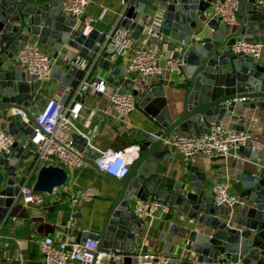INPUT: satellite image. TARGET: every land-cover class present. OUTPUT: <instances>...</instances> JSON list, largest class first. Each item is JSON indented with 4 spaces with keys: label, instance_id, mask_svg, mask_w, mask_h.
Wrapping results in <instances>:
<instances>
[{
    "label": "water",
    "instance_id": "95a60500",
    "mask_svg": "<svg viewBox=\"0 0 264 264\" xmlns=\"http://www.w3.org/2000/svg\"><path fill=\"white\" fill-rule=\"evenodd\" d=\"M212 1L125 0L127 10L119 26L126 31L133 30L135 40L144 38L148 28L144 23H137V18L143 16L145 22L150 17L146 13L148 9L156 4L164 6L158 33L152 38L158 45L168 47L174 58L185 59L186 83L181 87L182 98L170 105L164 86L165 81L170 80L166 75L139 78L137 82L120 81L118 92L126 93L130 89L140 98L136 109L144 114L148 124L146 128H139L134 136L132 146L139 148V158L130 173L123 179L113 177L117 196L112 199L102 229L79 235L78 242L95 240L98 243L92 264H136V240L146 226L134 212L135 199L160 200L214 231L199 233L190 228L188 243L182 247L186 251L182 264H219L223 260L228 264H264V148L255 151L250 145L238 150L241 157L257 166L238 177L235 191L247 203L236 210L234 218L226 207L215 206L201 182L196 183L193 176L189 181L176 182L171 190L163 185L167 174L163 162L172 159L171 148L165 142L171 135L207 134L213 123L222 124L225 118L235 117L237 109H258L260 118L264 113V60L231 51L237 40L264 45V7H258L257 0H239L237 25L228 26L206 16ZM201 23L210 31L201 27ZM95 26L96 23H91L86 28L68 18L59 0H50L40 7L27 4L25 0H0V110L13 112L7 118H12L14 125L9 128L5 123L4 129L16 139L12 153L0 155V222L6 221L19 201L22 163L32 157L35 149L33 114L47 102L45 99L29 107L32 91L39 89L42 82L23 71L9 72L3 68L8 61H14V56L31 37H37L39 44L53 49L52 76L72 92L86 71L79 65L69 64L67 58L61 56L63 50L70 59L74 58L73 52L78 53L76 59L92 71L110 69L111 55L101 48L106 42V32H99ZM160 38L163 41L158 43ZM65 65L70 66L67 71L59 69ZM244 122L240 117L234 129L245 131ZM73 139L77 150L84 154L89 139L77 133ZM90 151L96 152L92 148ZM84 161L98 168L93 157ZM68 179L62 167L42 166L33 189L40 194L53 195L65 187ZM71 217L81 219L80 211H67L65 220ZM166 254L171 256L168 248ZM172 262L176 263L175 257Z\"/></svg>",
    "mask_w": 264,
    "mask_h": 264
},
{
    "label": "crops",
    "instance_id": "0c3cea01",
    "mask_svg": "<svg viewBox=\"0 0 264 264\" xmlns=\"http://www.w3.org/2000/svg\"><path fill=\"white\" fill-rule=\"evenodd\" d=\"M25 1L27 4L40 7L46 5L50 0ZM124 7L125 0H90L86 16L98 21L95 29L99 32L111 33L117 27ZM163 7L156 4L148 9L146 12L150 15L148 20L162 21ZM210 12L211 9L206 12L209 19L213 18ZM217 21L222 23L219 19ZM200 25L206 31H210L205 24L201 23ZM133 33V30L127 31L133 43V48L143 47L173 57V53L169 52L168 47L158 45L153 40L152 37L154 36L144 40L143 38L135 40L132 38ZM159 40L158 43H161L163 38ZM30 42L38 43L37 37H31ZM39 46L43 52L51 55L52 47L41 44ZM73 53V57L76 59L78 53ZM129 54V52H126L119 56L111 55L109 57V71L100 68H95L92 71V79L101 78L107 81L109 94L100 95L92 91L81 102L83 105L82 119L78 122L79 131L76 133L89 139V146L83 154L84 158L93 157L96 159L98 158L97 154L102 151H123L132 147L137 130L146 128V124H148L144 114L137 109L127 117L124 123L118 120L115 113L110 109L109 96L118 92L121 87L120 81L126 79L124 72ZM61 56H67L65 50L62 51ZM17 58L18 54L14 56V61H8L3 69L9 72L21 71ZM261 60H264V54ZM69 67V65H65L59 67V69L67 71ZM152 82L160 83L159 80H153ZM185 83L184 73L181 77L165 81L164 86L170 105L182 98L181 87ZM64 92H70V88L57 77H53L51 81L42 83L39 89L32 91V100L29 101V107L42 103L45 99L47 101L54 97L60 98ZM127 92L133 91L127 89ZM139 101L140 98H138ZM43 106L36 110L33 114L34 117L41 112ZM12 113L0 110V128L4 129L5 123L9 124V128L14 125L12 118H7ZM258 114V109H237L235 111L236 116L225 118L222 125L234 129L239 118L243 117L245 119L244 130L252 136L250 145L253 146L255 151H260L264 148V113L261 118L257 116ZM90 148L96 152L91 153ZM171 155L170 162H163V165L167 166V174L164 177L165 183L163 185L171 190L176 182L180 180L183 182L189 181L190 177L193 176L196 183L201 182L207 197L211 199H213V188L218 183H229L232 193L239 196L235 191L238 177L253 171L254 166H257V163L241 157L238 151L232 152L227 158L210 159L204 156H196L190 160H185L179 151L171 148ZM22 164L21 179L19 181L25 184L29 180V184H35L39 167L35 170L36 162L33 151L32 157ZM67 173L69 175L68 182L65 187L56 192L53 207H25L19 201L6 221L0 222V264H44L40 254V241L42 239L51 237L56 242L64 240L78 242L79 235L81 237L83 233L99 232L102 229L111 209L112 199L117 196L116 180L90 164L67 171ZM89 188L97 189L100 193L99 197L94 201H84L78 207L71 206L69 197ZM193 191L196 190L193 189ZM136 201L135 199L132 202L133 208ZM238 208L232 212L229 211L228 214L234 218ZM69 210H72L73 213L80 211L81 219L71 217L69 221H66L65 213ZM190 228H195L199 233H214L213 230L188 219L175 208H172L171 213L162 220L156 221L151 227L146 225V230L141 237H137L136 253L158 252L167 255L166 249L168 248L171 252L169 257L171 259L175 257L176 264H182L186 255V251L182 247L188 243L187 238ZM222 263L227 264L225 260Z\"/></svg>",
    "mask_w": 264,
    "mask_h": 264
},
{
    "label": "built area",
    "instance_id": "2783aa9c",
    "mask_svg": "<svg viewBox=\"0 0 264 264\" xmlns=\"http://www.w3.org/2000/svg\"><path fill=\"white\" fill-rule=\"evenodd\" d=\"M64 14L73 18L84 27L89 28L91 23L98 21L86 16L90 0H59ZM258 7H264V0H257ZM239 0H213L211 3V16L219 19L228 26L237 25V12ZM127 5L120 14L117 27L111 33H105L106 42L101 45L102 49L112 56H119L129 52L125 65V78L137 82L139 78L144 79L154 75H166L170 80L181 77L185 59L183 57H168L157 51L143 47L133 48L132 41L127 31L121 28L120 22L125 18ZM139 16L137 23L146 24L148 28L144 32V39L158 33L161 20H147ZM122 29V30H121ZM1 42V33H0ZM235 54H245L255 59H261L264 54V45L237 40L231 46ZM67 62L79 65L85 69L86 74L79 86L70 92H64L60 98L54 97L47 100L41 112L35 117L33 143L35 149L36 167L58 166L66 171L86 166L84 156L77 150L73 139L74 133L79 131L78 122L82 119V100L87 94L94 91L100 95L109 94V85L101 78L92 79V70L87 65L75 58L65 56ZM17 62L21 71L28 76H35L42 83L53 79V66L55 60L51 55L43 52L36 42H28L18 53ZM110 109L121 122H125L135 110L138 97L134 92L113 93L109 96ZM25 121L26 116L22 114ZM16 143L13 135L5 129L0 128V155H10ZM170 148L179 151L185 160L196 156H204L210 159L227 158L232 152L252 143V136L246 131H237L213 123L209 132L202 135L173 134L165 142ZM139 158V148L129 147L123 151H102L95 159L96 166L111 177L123 179L129 173L131 167ZM34 184L26 182L22 184L19 201L25 206H39L51 208L55 203V195L40 194L34 191ZM97 189L89 188L79 194L69 197L71 206L78 207L82 202L94 201L99 197ZM18 201V202H19ZM213 201L217 207H226L229 211L244 206L246 201L232 193L229 183H218L213 188ZM172 207L160 200H137L134 212L138 219L144 221V225L151 227L156 221L162 220L169 215ZM98 243L95 240L82 242L59 241L46 237L40 241V254L44 264H92ZM136 264H176L172 259L158 252H142L136 256ZM219 264H226L222 263ZM228 264V263H227Z\"/></svg>",
    "mask_w": 264,
    "mask_h": 264
}]
</instances>
